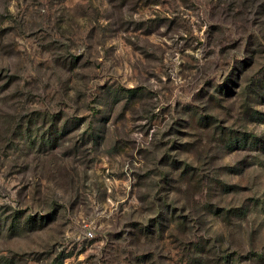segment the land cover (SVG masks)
Returning a JSON list of instances; mask_svg holds the SVG:
<instances>
[{
    "label": "rangeland",
    "instance_id": "1",
    "mask_svg": "<svg viewBox=\"0 0 264 264\" xmlns=\"http://www.w3.org/2000/svg\"><path fill=\"white\" fill-rule=\"evenodd\" d=\"M0 264H264V0H0Z\"/></svg>",
    "mask_w": 264,
    "mask_h": 264
}]
</instances>
